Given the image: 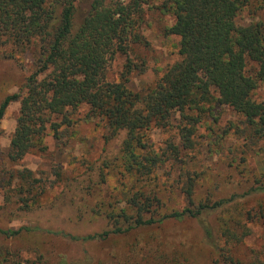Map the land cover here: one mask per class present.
Returning a JSON list of instances; mask_svg holds the SVG:
<instances>
[{"label":"trees","instance_id":"1","mask_svg":"<svg viewBox=\"0 0 264 264\" xmlns=\"http://www.w3.org/2000/svg\"><path fill=\"white\" fill-rule=\"evenodd\" d=\"M76 1L0 0V45L11 44L13 52L36 53L35 71L27 77L25 91L8 95L0 105L1 122L7 107L20 101L10 159L19 161L33 150L45 151L48 131L60 140L62 126L74 124L71 110L80 105L88 107V119L104 123L110 138L125 132L114 162L123 161V172L136 179L151 180L158 161H176L180 155L172 142L167 146L169 152L159 154L148 144L149 131L164 126L175 111L196 123L215 103L229 105L243 118L247 138L264 141V101L252 96L259 84L264 87V0H255L262 10L261 19L248 25L237 19L251 0H165V11L175 19L165 32L179 37L181 58L138 91L128 86L133 72L129 63L116 81L107 78V70L117 53L128 54L131 42L143 41L144 0H93L78 27ZM189 110L197 116L186 115ZM192 131L185 127L182 132L185 148L193 147ZM110 164L104 162L105 167ZM18 175L28 183L21 185L20 193L32 192L37 181L32 171L24 169ZM199 176L197 171L188 173L183 209L157 215L152 209L158 207L159 198L138 190L127 198L134 214L108 212L109 228L82 239L104 240L193 218L200 222L203 241L214 252L212 264H264L257 255L246 263L235 254V248L252 234L249 221L254 215L261 217L243 211L240 199L264 193V182L257 181L259 185L242 195L197 202L194 190ZM212 214L218 220L214 227L207 221ZM24 229L29 230L0 229V234L17 236Z\"/></svg>","mask_w":264,"mask_h":264},{"label":"rangeland","instance_id":"2","mask_svg":"<svg viewBox=\"0 0 264 264\" xmlns=\"http://www.w3.org/2000/svg\"><path fill=\"white\" fill-rule=\"evenodd\" d=\"M92 1H76L77 27ZM164 3L165 0H144L140 27L143 41L131 42L128 54L115 55L107 70L109 80H119L129 63L133 72L128 86L138 91L180 60L179 37L165 32L175 19L165 11ZM257 5L255 0L245 5L238 22H258L262 10ZM12 49L11 44L0 45V105L8 95L25 91L27 77L36 67L33 50ZM213 94L217 96L214 90ZM252 96L264 101L262 84ZM19 109L20 101L12 102L0 122V229L29 230L11 237L0 234V264H212L214 252L203 241L200 222L193 218L174 219L159 227L114 234L104 240L82 237L108 229V212L124 210L134 214L127 198L138 190L159 198L158 207L152 209L157 215L183 209L191 172L200 174L195 178L197 202L206 197L242 195L259 185L257 181L264 182V141L251 142L247 138L243 118L229 105L215 103L212 111L196 123L175 111L164 126L152 128L148 133L151 150L158 154L169 152L167 146L172 142L180 155L176 161H158L151 180L136 179L123 172V161L114 162L125 132L110 138L102 121L86 117L85 105L71 110L74 124L62 126L60 140L48 131L45 151L33 150L19 161L10 159ZM186 115L194 117L197 112L189 110ZM185 127L193 128L191 148L184 146ZM108 160L111 164L105 167ZM24 169L31 170L37 181L32 192L21 194V185L28 186L18 175ZM131 185L134 186L130 188ZM240 201L243 211L260 213L261 217L254 215V220L249 221L252 234L235 248V254L246 263L256 255L264 261V193ZM207 221L216 226L217 214Z\"/></svg>","mask_w":264,"mask_h":264}]
</instances>
